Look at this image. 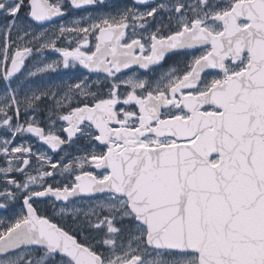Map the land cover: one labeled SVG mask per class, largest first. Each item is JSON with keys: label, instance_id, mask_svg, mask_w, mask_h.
Returning a JSON list of instances; mask_svg holds the SVG:
<instances>
[{"label": "water", "instance_id": "obj_1", "mask_svg": "<svg viewBox=\"0 0 264 264\" xmlns=\"http://www.w3.org/2000/svg\"><path fill=\"white\" fill-rule=\"evenodd\" d=\"M79 1L94 5L93 0H71L74 5ZM135 1L148 5L154 0ZM37 13L34 9L33 15ZM242 19L252 25L239 29ZM223 20L227 32L209 38L225 54L222 61L233 50L230 46H238L235 63L245 52L251 54V63L240 76L218 83L205 95L183 98L192 120L163 123L161 129H171L159 133L178 143L117 155L110 151L103 164L95 166L110 172L107 180L85 174L73 190L57 191L54 197L68 202L115 194L127 199L137 221L147 227L151 247L196 253L200 264H264V0L236 5ZM107 32L102 31L100 41ZM187 36L163 44H183ZM210 62L211 57L199 63L197 80L201 70L217 69ZM21 67L16 57L12 76ZM210 106L221 113L200 111ZM31 246L46 247L74 264H103L56 224L41 219L33 207L28 220L0 240V254ZM139 263L134 259L127 264Z\"/></svg>", "mask_w": 264, "mask_h": 264}, {"label": "flooded vegetation", "instance_id": "obj_2", "mask_svg": "<svg viewBox=\"0 0 264 264\" xmlns=\"http://www.w3.org/2000/svg\"><path fill=\"white\" fill-rule=\"evenodd\" d=\"M96 1V6L80 9L82 6L73 5L71 0H0V72L13 73L12 61L17 56L19 63L25 65L24 70H16L24 73L22 76L32 70L53 73L55 78V85L39 87L35 96L38 120L26 124L28 129L31 125L40 129V136L34 138L39 152L43 150L56 158L93 157L109 151L110 146L102 143H114L111 150L123 151L125 145L114 136L108 139L107 131L104 132L105 137L99 136L98 124H108L114 130L130 132L131 137H155L157 144L154 146L172 143L170 138H158L150 133L163 122L182 119L172 113V92L150 95L147 100L146 97L129 95L127 100L137 103L132 108L137 113H129L128 110L120 114L115 109H109L111 78L130 79L132 82L134 77L139 76L137 79L142 80L141 90L144 92L150 84H159L160 73L178 75L173 91H177L181 98L182 92L188 94L198 86L191 74L198 73L197 67L202 59L211 57L214 62L208 65L217 69L209 68L200 73H223V54L217 52L219 47L208 42L210 37L223 33L221 27L208 25L212 17L207 18L200 11L191 15L184 6L172 7L169 11L162 6L177 0H155L148 5L137 4L133 0H117L118 4L112 8L104 4L115 0ZM34 9L39 13L38 22L31 17ZM109 9L114 11L110 12ZM46 18L51 20L46 21ZM181 20L185 21L184 25ZM218 20L221 22L220 17ZM240 25L245 28L249 22L244 20ZM109 27L116 29L104 37L103 51L99 54L101 30ZM29 29L39 32L32 35L36 41H30ZM46 32L53 34V38ZM184 32L189 37L183 44H162ZM230 47L239 50L237 46ZM249 57V54H244L240 64L248 63ZM231 65L233 62L229 56L224 64L227 71ZM149 75H152L151 78ZM83 77L100 79V91L94 94V87L87 89L82 84ZM146 77L149 81H146ZM118 86L135 90L125 82ZM8 88L0 80V240L28 219L30 201H33L35 209L39 207L34 201L36 198L31 197L24 188L31 170L26 163L29 160L32 163L34 155L29 157L26 154L28 149L24 148L14 151L9 139L13 124L21 121L17 119ZM143 102L145 105L140 111L138 108ZM204 111L216 112V109ZM162 130L168 131L169 128ZM22 158L27 160L23 165L18 161ZM67 178L73 177L67 174ZM76 184L74 177L73 184L64 189H72ZM56 193V190H52L51 196L54 197ZM30 249L2 254L0 261ZM54 257L60 258L58 255Z\"/></svg>", "mask_w": 264, "mask_h": 264}, {"label": "rangeland", "instance_id": "obj_3", "mask_svg": "<svg viewBox=\"0 0 264 264\" xmlns=\"http://www.w3.org/2000/svg\"><path fill=\"white\" fill-rule=\"evenodd\" d=\"M246 0H177L173 4H162L169 11L170 8L176 6L187 7V11L193 15L200 11L207 18H213L208 25L211 27H221L224 31V24L218 20L225 12L230 11L236 4L244 3ZM117 0L105 3L104 6L112 8L116 6ZM104 10V9H103ZM102 10V11H103ZM113 12V9H109ZM216 16L218 18L216 19ZM215 18V19H214ZM184 25L185 21L181 20ZM24 30V29H23ZM30 41L35 40V36L39 32L29 29ZM53 38V34L47 33ZM178 36V35H174ZM26 45V41L24 42ZM33 60V59H31ZM75 59L71 61L73 65ZM70 65V67L72 66ZM247 63L231 65L227 73H206L203 74L201 82L198 86L193 87L188 94L182 92V96L203 95L209 91L215 84L222 82L229 76L240 74L246 69ZM20 78L11 77L10 73L0 72V80L4 85L8 86V94L14 101V110L20 123L13 124L12 135L9 136L13 144V150L28 149L26 154L30 157L34 155L33 162L30 164L29 177L26 179L27 184L24 187L29 191L31 197H35L39 207L36 208L42 217H49L54 222L73 230L77 236L73 238L80 244L95 250L98 245L101 246L99 255L103 261L108 264H127L134 259H139V264H200V257L192 252H180L169 249H159L151 247L148 244V229L139 223L133 216L128 202L124 198L115 195H105L95 199H75L67 203L58 201L51 196L52 190L61 191L70 184L76 177L77 182L80 176L87 172L94 173L99 179L104 180L108 177L107 172H96L94 165L97 161L103 159L105 152L97 154L93 157H67L56 158L48 152L37 148V142L34 135L29 131L28 121L30 123L37 122L38 113L36 112L37 97L41 85L49 87L55 85L53 73H37L29 71ZM262 73V71H259ZM159 84H150L149 88L144 92L141 90L142 80L134 77L130 79L111 78L110 79V97L109 109H115L118 113L124 112L137 113L132 109L136 106V102L127 100L129 95L136 98L157 95L160 92L171 93V110L173 115L184 120L191 119V114L185 111L178 92H174V82L179 78L178 75H170L168 73H160ZM143 76V75H142ZM152 75H149L151 78ZM145 77V76H144ZM83 85L97 94L100 91V79L83 77ZM69 81V79L67 80ZM65 81L64 83H66ZM146 81L149 79L146 77ZM125 82L132 86L135 90L125 89L124 86H118L119 83ZM94 85V86H93ZM137 90V91H136ZM138 93V94H137ZM167 95V94H166ZM94 96V95H93ZM154 98L158 99L159 97ZM28 99V102H27ZM125 105V106H124ZM145 102L141 103V108ZM130 116V115H129ZM146 122H148L146 120ZM37 139V137H36ZM169 140H166L168 142ZM155 138H149L148 143L152 146L156 144ZM16 155V154H15ZM25 158L18 159L21 165L24 164ZM70 174L73 178H67ZM57 177V178H54ZM66 182V183H65ZM52 189V190H51ZM61 195V194H60ZM32 206L33 201H30ZM16 216H20L16 214ZM28 256V257H27ZM26 257V258H25ZM25 258V259H24ZM32 258L33 260L31 261ZM0 264H73L68 258L60 257L56 259L54 254L44 248L22 251L14 254L11 259L1 260Z\"/></svg>", "mask_w": 264, "mask_h": 264}, {"label": "bare ground", "instance_id": "obj_4", "mask_svg": "<svg viewBox=\"0 0 264 264\" xmlns=\"http://www.w3.org/2000/svg\"><path fill=\"white\" fill-rule=\"evenodd\" d=\"M130 142H132L134 145H136L137 147H150L147 142L144 141V139L140 138V137H132L129 140Z\"/></svg>", "mask_w": 264, "mask_h": 264}, {"label": "trees", "instance_id": "obj_5", "mask_svg": "<svg viewBox=\"0 0 264 264\" xmlns=\"http://www.w3.org/2000/svg\"><path fill=\"white\" fill-rule=\"evenodd\" d=\"M73 232H74V231H73ZM73 232H71V234H72ZM73 235L77 236V234H76V233H73ZM94 251H96V252L99 254V253H100V251H101V246H100V245H98Z\"/></svg>", "mask_w": 264, "mask_h": 264}]
</instances>
